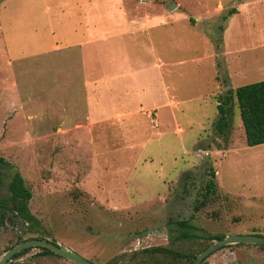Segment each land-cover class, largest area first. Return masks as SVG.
Here are the masks:
<instances>
[{
  "label": "rangeland",
  "instance_id": "rangeland-1",
  "mask_svg": "<svg viewBox=\"0 0 264 264\" xmlns=\"http://www.w3.org/2000/svg\"><path fill=\"white\" fill-rule=\"evenodd\" d=\"M45 1L52 35L41 0H0V198L18 174L41 237L92 264H131L132 252L155 246L195 250L213 242L207 235H264V144L245 145L234 97L227 128H215L229 89L221 32L239 0H97L107 38L54 53L85 31L62 24L73 0ZM115 3L146 27L117 23ZM242 20L227 32H250ZM262 80L243 74L230 89ZM141 93L138 113L125 104ZM209 172L215 193L194 211ZM175 221L203 238L174 241ZM25 228L8 214L0 256ZM6 264L73 263L30 248ZM199 264H264V247L228 245Z\"/></svg>",
  "mask_w": 264,
  "mask_h": 264
},
{
  "label": "trees",
  "instance_id": "trees-1",
  "mask_svg": "<svg viewBox=\"0 0 264 264\" xmlns=\"http://www.w3.org/2000/svg\"><path fill=\"white\" fill-rule=\"evenodd\" d=\"M233 11L234 10L230 9L227 12L226 17L232 14ZM226 93V97L223 99L218 98V102L216 104V112L218 114V119L215 125L216 131L221 133L224 128H227L230 117V110L228 106L230 100L234 97V105L238 110L245 145L253 147L264 144V80L243 85L234 90L228 89ZM6 166V162L2 157H0V184H2V172ZM213 176V172L208 173L209 178L204 184L203 191L200 194V200L193 206L194 211H198L210 202L211 196L215 193ZM6 190L8 193L7 197L0 198V225H3L4 220L8 214H10L17 220V222L25 225L26 228L23 234L29 232L37 234L39 237H41V235H45L39 231L37 220L29 213L27 202L30 198V193L23 186L22 180L18 174L14 173L11 175L6 185ZM173 225L176 227L175 231H177L176 236L173 237V239L175 238L174 241L192 240L193 243H195L197 239L203 238L202 236L191 234L187 229H191L192 227L186 224L185 221H175L173 222ZM253 235L264 238V235ZM221 238H223V236L207 235L203 239H207L208 241H217ZM49 241L54 243L52 240ZM209 245L199 246L195 250L192 248L181 250L174 246L143 248L139 251L131 253V260H136L131 264H190L195 255ZM257 247L263 248L261 246ZM38 249L45 255L55 256L43 248ZM28 251L29 249L23 250L12 256L10 260L16 259Z\"/></svg>",
  "mask_w": 264,
  "mask_h": 264
},
{
  "label": "crops",
  "instance_id": "crops-1",
  "mask_svg": "<svg viewBox=\"0 0 264 264\" xmlns=\"http://www.w3.org/2000/svg\"><path fill=\"white\" fill-rule=\"evenodd\" d=\"M41 1L43 5L42 25L44 28L48 29V34L52 35L49 30L50 14L48 15L47 3L45 0ZM73 3L75 9L72 12H70V9H67L68 13L63 19L64 23L62 24H64L66 29H70V31H67L69 34L75 33L78 28L83 29L85 31L84 39L80 41H71L72 36L70 35V42L61 43L62 45H60V48L54 47L55 49H47V52L54 53L68 50L75 46L80 48L85 44H94L103 38H107L105 33L98 35L97 26L100 22L97 17L99 12L97 0H73ZM59 8V12L63 15V10L66 8L61 5H59ZM114 8L115 11L111 13H113V15L115 14V20L117 23L120 21V24L124 25L127 30L142 31V28L146 27L145 23L147 17H142V15L133 16L130 10L119 5V3H115ZM175 8H177V6H175ZM232 10L234 11L227 19L228 23L224 26L220 38V43L222 45L221 53L226 68L225 88L229 89L231 88V82L243 74H264V0H239ZM94 13H97V15L95 16ZM111 13H109V17L112 16L113 19ZM234 16H242L243 25L251 26L249 29L250 32L243 33L236 29L235 33L229 34L227 31L231 25L230 21ZM109 17L105 18L106 21L110 19ZM227 34L228 36H226ZM64 41L66 42V40ZM140 46L142 47V40ZM91 56H93V54H91ZM132 74L133 72L131 71L129 75L131 76ZM91 85L96 88L98 83H91ZM138 88L142 90V85ZM130 97L131 95L128 96L125 105L138 107L137 111L140 113L142 111V93L141 95H137V98L133 94V97H135L133 100L129 99Z\"/></svg>",
  "mask_w": 264,
  "mask_h": 264
},
{
  "label": "water",
  "instance_id": "water-1",
  "mask_svg": "<svg viewBox=\"0 0 264 264\" xmlns=\"http://www.w3.org/2000/svg\"><path fill=\"white\" fill-rule=\"evenodd\" d=\"M175 5L169 4L168 10L174 8ZM23 242L16 244L9 248L0 256V264H6L8 260L15 254L26 250L28 248H43L53 255L69 261L73 264H91L89 261L78 255L76 252L66 249L65 247L59 246L58 244L51 243L49 240L39 238L37 235L32 233H24L21 235ZM253 245L264 247V238L255 235H229L224 236L220 240L213 241L208 247L200 251L195 255L194 259L190 264H199L208 255L213 253L215 250L228 246V245Z\"/></svg>",
  "mask_w": 264,
  "mask_h": 264
},
{
  "label": "flooded vegetation",
  "instance_id": "flooded-vegetation-1",
  "mask_svg": "<svg viewBox=\"0 0 264 264\" xmlns=\"http://www.w3.org/2000/svg\"><path fill=\"white\" fill-rule=\"evenodd\" d=\"M26 233H29V232H26ZM39 238H42V239H45V238H43V237H39ZM47 240V239H46ZM23 242V241H22ZM19 244V243H18ZM15 246V245H14ZM13 247V246H12ZM11 248V247H10ZM28 249H30V248H28ZM85 259V258H84ZM8 261H10V259L8 260ZM88 261V260H87ZM92 264V263H91Z\"/></svg>",
  "mask_w": 264,
  "mask_h": 264
}]
</instances>
